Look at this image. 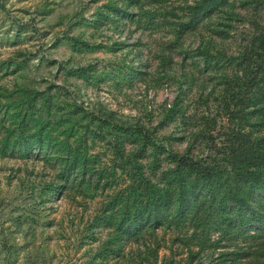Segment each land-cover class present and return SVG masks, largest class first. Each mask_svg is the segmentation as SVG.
Returning a JSON list of instances; mask_svg holds the SVG:
<instances>
[{"label": "rangeland", "instance_id": "obj_1", "mask_svg": "<svg viewBox=\"0 0 264 264\" xmlns=\"http://www.w3.org/2000/svg\"><path fill=\"white\" fill-rule=\"evenodd\" d=\"M262 65L264 0H0V264H264V223L168 183L264 150ZM147 185L172 203L125 229Z\"/></svg>", "mask_w": 264, "mask_h": 264}, {"label": "trees", "instance_id": "obj_2", "mask_svg": "<svg viewBox=\"0 0 264 264\" xmlns=\"http://www.w3.org/2000/svg\"><path fill=\"white\" fill-rule=\"evenodd\" d=\"M257 71L264 76V65ZM261 91L264 88L261 87ZM239 152L240 149L225 151L221 161L171 153L174 165L168 183L175 190L174 215H184L193 205H200L207 209V214H214L212 222L222 229L260 227L264 223V201L261 200L264 198V150L255 146L245 148L247 165L234 160V155ZM146 187L145 210L133 212L125 229L136 227L137 221L141 224L146 221L147 225L157 222L160 214H156V210L168 209L172 203L165 188L156 185ZM257 190L262 192L256 195Z\"/></svg>", "mask_w": 264, "mask_h": 264}]
</instances>
